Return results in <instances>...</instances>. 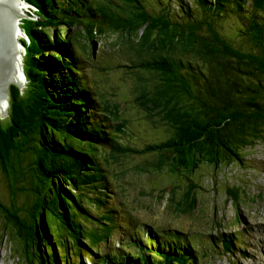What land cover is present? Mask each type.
Segmentation results:
<instances>
[{
    "label": "trees",
    "instance_id": "trees-1",
    "mask_svg": "<svg viewBox=\"0 0 264 264\" xmlns=\"http://www.w3.org/2000/svg\"><path fill=\"white\" fill-rule=\"evenodd\" d=\"M23 1L38 9L37 21L27 18L21 24L30 41L21 40L28 86L21 95L18 86H11L10 120L0 117V161L6 159L1 147L8 141L24 156L20 164L26 161V171L31 165V181L41 184L32 219L21 217L25 207L15 198L9 209L0 200V209L8 211L5 216L0 212L7 230L32 224L28 233L33 243L21 248L23 256L31 259L38 253L44 264L42 253L52 248L47 264H83V255L91 264H161L172 248L175 255L164 264H205L215 247L231 253L236 245L231 237L221 246L214 237L209 246L194 244L179 229L154 227L137 218L120 227L134 233H122L129 249H102L101 243L111 239V226L83 213L80 185L92 184L87 171L96 164L93 151L101 160L140 153L183 190L180 200L170 193L166 206L181 214L194 212L199 187L195 169L238 164L247 148L264 141V0ZM75 30L80 36L72 35ZM108 35L120 39L118 48L127 42L129 51L136 49L126 63L140 70L143 79L142 95L135 102L149 113L152 109L168 128L167 137L140 151L122 143L129 121L106 107L88 73L91 58L86 55ZM158 50L163 56L150 57ZM74 51L83 57L75 61ZM152 74L158 78L151 88ZM11 194H16L13 188ZM78 217L92 223L82 230L84 243L71 240ZM14 237L22 239L18 230Z\"/></svg>",
    "mask_w": 264,
    "mask_h": 264
},
{
    "label": "rangeland",
    "instance_id": "rangeland-1",
    "mask_svg": "<svg viewBox=\"0 0 264 264\" xmlns=\"http://www.w3.org/2000/svg\"><path fill=\"white\" fill-rule=\"evenodd\" d=\"M3 3L6 2L3 1ZM7 11L13 17V10L7 8ZM16 12L18 13L17 10ZM21 17L25 18L23 15ZM13 18L17 22V17ZM228 26L231 28L230 23ZM60 30L64 28L61 27ZM222 32L226 36V32L224 30ZM49 33L51 34L50 31ZM76 33L79 35L76 30L72 35ZM233 34H235L234 30ZM103 38L99 39L93 51L91 52L90 49V53L86 55L91 58L88 61L90 64L87 67L88 73L92 85L100 94L106 107L120 118H126L129 121V130L124 131L127 135L123 139L125 142L122 143L130 149L140 151L148 143L167 137L168 128L153 114L152 109L148 108L150 116L148 111L135 102L136 97L142 95L143 79L140 76V70L128 68L126 63L129 59H133L132 56L135 55L136 49L129 51L127 42L124 48H118L120 39L117 36L108 35ZM81 41L83 42L81 51L85 53L83 36H81ZM14 47L15 50H20L16 58L23 53L21 57L24 60L25 45L21 42ZM158 53L159 50L154 51L150 57L157 59L163 56ZM78 56L82 54L74 51L75 61H78ZM16 63H18L16 64L18 71L15 75L19 76L17 83L24 86V82L27 83L26 73H24L25 65H19V60ZM152 77V82L148 85L151 88L157 82L154 80L157 76L152 74ZM143 78H149V74H145ZM24 87V90L20 87V95L22 90L25 91L27 88ZM110 100L118 105L120 111ZM5 105L4 100L2 106ZM4 145L7 146L5 156L8 166L7 171L4 168L0 169V198L7 209L12 205L10 199L15 198L17 205L19 203L25 207L22 209L23 215H28L34 205L35 191H38L41 184L38 181H31L33 180L31 165L29 164L26 171V161L20 164L24 156L17 153V148L11 147L8 141ZM246 154V158L241 163L226 168L214 170L210 167H201L196 169L195 181L197 182V178L199 181V187L196 188V208L191 214H181L175 210V206L169 208L166 204L170 193H174L176 200H180L183 190L175 188L178 183L164 172L150 174L149 168H146L144 164L151 161V157L135 152H125L112 157L106 156V160H101L98 153L93 151V162L96 164L87 171L91 173L88 177L92 184L89 186L83 184L82 196L84 203L89 207V210H84L89 214V218L94 222L108 223L111 226V239L109 242L101 243L102 249H105L107 245L108 249L113 252L114 247L125 246L129 249L130 245L124 242L122 233L131 236L134 233L131 229L124 231L120 227L125 222H133V218H137L154 227L172 228L170 230L174 232L179 229L180 233L192 240L194 244L209 246L213 240L211 237H214L220 246L228 237L236 242L235 249L228 255L215 247L214 254L205 260V264H264V143L257 144ZM185 183L183 180L180 184L182 189ZM235 184L241 188L232 189V185ZM99 187L106 188L105 194L98 191ZM11 188L15 190V195L11 194ZM0 212L3 216L8 213L3 209H0ZM126 215L130 218L125 217ZM32 218L31 214L30 219ZM90 225L85 222L77 224L78 232L75 233V243L79 240L84 243L81 238L82 230L88 229ZM32 228L30 224L27 228L19 226L14 229L28 233ZM0 232L9 239L13 229L9 231L3 226ZM170 235L185 240L183 236L175 233ZM14 246L19 248L20 244L16 242ZM137 246L134 245L133 250H136ZM10 248L8 242L0 243V264H23L22 261L18 263V259L10 253ZM167 250L165 257L161 259V264L175 255L172 248H167ZM132 262L136 264L135 261ZM84 263L91 264L85 258Z\"/></svg>",
    "mask_w": 264,
    "mask_h": 264
},
{
    "label": "clouds",
    "instance_id": "clouds-1",
    "mask_svg": "<svg viewBox=\"0 0 264 264\" xmlns=\"http://www.w3.org/2000/svg\"><path fill=\"white\" fill-rule=\"evenodd\" d=\"M21 7H22V13L25 15V16H27L28 18H29V20H32V21H37L38 20V16H36V14L35 13H37V11H38V9L36 8V7H34V6H32V5H30V4H28V3H26V2H24L23 0H22V4H21ZM23 28L21 27V25H19L18 24V32H17V39H18V43H20L21 42V40H25L27 43H28V45H30V41H27V38H28V36H27V34L22 30ZM21 34H23V36L22 37H20V35ZM100 44H99V48H100ZM23 59H24V56H23ZM24 61V60H23ZM16 68V67H15ZM13 82H15V80L13 81ZM10 84V83H9ZM15 86H18V85H15ZM19 87V86H18ZM20 88V87H19ZM6 95H7V92H6ZM6 95H4V96H6ZM1 98V97H0ZM9 100H10V102H11V99H10V92H9ZM10 110V109H9ZM9 112H2L1 111V107H0V117L2 118V119H8V120H10V118H9ZM262 143H264V141H262V142H258L257 144H262ZM257 144L255 145V146H257ZM254 146V147H255ZM6 148H7V146L6 145H2V147H1V150H2V153H3V155L5 156V150H6ZM253 149V147H249V148H247L243 153H242V157H243V159H240V163L246 158V156H247V152L249 151V150H252ZM5 158H6V156H5ZM234 164H236V163H233V164H231V165H234ZM6 165V159L4 160L3 159V163H2V161H0V169H2V168H4V166ZM145 167L147 168H149V170H150V174L152 173V174H156V173H158L159 172V170L156 168V167H154V165H153V163H152V161H149V162H146L145 164ZM231 165H228V166H226V165H222V166H218V167H212V166H209V165H200V166H198L196 169H198V168H201V167H210V168H212V169H214V170H216V169H218V168H226V167H229V166H231ZM195 169V170H196ZM6 171H7V168L5 169ZM88 170H91L90 168L88 169ZM88 174V176H90V174L91 173H87ZM63 185V184H62ZM81 186V189H82V192H81V201H82V209H83V213H85L84 212V210H89V207L84 203V201H83V199H84V197L82 196V194L84 193V191H83V184L82 185H80ZM232 189H238V188H241L240 186H238V185H232V187H231ZM100 189H102L103 190V192H100ZM98 191L101 193V194H105V192L107 191L106 190V188H104V187H99V189H98ZM89 198H91V197H89ZM92 199V198H91ZM0 200L2 201V199L0 198ZM10 202L13 204V202H12V199H10ZM2 204H3V202H2ZM13 205H11V207H12ZM33 209H34V205H33V207H32V209H31V211H30V214H28V215H21V217L22 218H25V219H27V218H30V216H31V214L33 215V217H34V212H33ZM45 214V213H44ZM86 214H88V213H86ZM89 215V214H88ZM90 217V216H89ZM89 217H87V218H89ZM80 219H77V223H76V225H75V228H76V231L73 233V235L71 236V240H72V243H75V241H74V239H75V233H77L78 232V229H77V224H80V223H83L85 220L84 219H82L81 217H79ZM105 224H107V225H109L108 223H105ZM2 227H3V225H2V223L0 222V229H2ZM16 229H13V232L11 233V235H10V238L8 239V237L6 236V235H3L1 232H0V241H2V244H4V243H6V242H8L9 244H10V253L11 254H13L14 255V257L15 258H17L18 259V263L20 262V261H22V262H24V263H27V264H40L39 263V258H38V256H39V254L37 253V254H35V255H31V259L29 258V256H23V252H22V250H21V248H23V247H27L28 245H32V243H33V239H32V235L31 234H29V233H25L24 231H22V230H18L19 232H20V237L22 238L21 240L20 239H16L15 237H14V231H15ZM65 236L66 235H64L63 233H61V236H60V239L61 240H64L65 241ZM19 237V238H20ZM62 237H64V238H62ZM19 243L20 244V247L19 248H16L15 246H14V244L15 243ZM57 247V246H56ZM55 247V248H56ZM43 254V258H44V264H47V261L49 260V258L51 257V255L53 254V252H52V248H49V251H46V250H44V252L42 253ZM246 256H248V255H246ZM74 258H76V256H74ZM74 258H73V260H74ZM82 258H83V264H85L84 263V258L86 259V261L88 262V261H90V259H89V257L88 256H86V255H83L82 256ZM78 261V258H76V261H75V263ZM91 262V261H90Z\"/></svg>",
    "mask_w": 264,
    "mask_h": 264
},
{
    "label": "water",
    "instance_id": "water-1",
    "mask_svg": "<svg viewBox=\"0 0 264 264\" xmlns=\"http://www.w3.org/2000/svg\"><path fill=\"white\" fill-rule=\"evenodd\" d=\"M3 1L0 0V97L6 95L7 85L15 80L16 61L21 58V55L15 58L7 49L18 44V23L10 16ZM21 4L22 0L19 8V12L22 13Z\"/></svg>",
    "mask_w": 264,
    "mask_h": 264
},
{
    "label": "bare ground",
    "instance_id": "bare-ground-1",
    "mask_svg": "<svg viewBox=\"0 0 264 264\" xmlns=\"http://www.w3.org/2000/svg\"><path fill=\"white\" fill-rule=\"evenodd\" d=\"M4 2H6V3H3L9 10L10 9H12L13 10V17H17L16 19H17V22H18V24L19 25H21L22 24V19H27L28 17L27 16H25L24 14H22L21 12L19 13V8H20V0H18L17 2H16V0H11V1H9V0H4ZM13 7V8H12ZM16 10L18 11V13L16 12ZM23 15V17H25V18H22L21 16ZM23 36V34H21L20 35V37H22ZM21 43V42H20ZM18 45H19V43H18ZM15 47L13 46L12 48H8L7 47V49H8V51L11 53L12 52V54L15 56V58H16V56H17V54H18V52L20 53V50H18L17 51V49L15 50L14 49ZM19 55H23V53L22 54H19ZM19 65H22V64H24L23 63V60H22V57L20 58V60H19ZM16 64H18V63H16ZM17 66V65H16ZM15 66V67H16ZM19 67V66H18ZM15 74L17 73V67L15 68ZM23 71H24V68H23ZM25 73V72H24ZM19 74V73H18ZM19 77V76H18ZM16 75H15V82H12V83H10V84H8L7 85V95L6 96H2L1 98H0V107H1V111L2 112H9V107H10V100H9V92H10V89H11V86H13V85H18L19 87H21L23 90L25 89V87L24 86H26L27 87V84H28V82L26 83V82H24V86H22V85H20V84H18L17 83V78H18ZM21 89V90H22ZM4 100L6 101V105L5 106H2V104H4ZM129 130V129H128ZM127 132V131H126ZM92 224V223H91ZM106 226V225H105ZM127 230V229H126ZM154 249V248H153ZM228 251V250H227ZM243 255V254H242ZM155 256V255H154ZM158 256V255H157ZM128 257V256H127ZM156 257V256H155ZM154 257V258H155ZM247 257V256H246ZM251 257V256H250ZM141 258V257H140ZM154 258H153V260H154ZM252 259V258H251ZM119 260V259H118ZM143 262V261H142ZM141 262V263H142ZM160 264V263H159Z\"/></svg>",
    "mask_w": 264,
    "mask_h": 264
}]
</instances>
